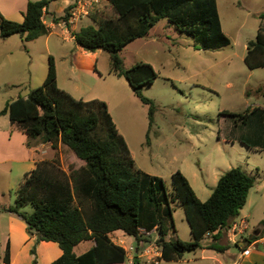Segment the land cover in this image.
I'll return each mask as SVG.
<instances>
[{
  "label": "trees",
  "instance_id": "16d2710c",
  "mask_svg": "<svg viewBox=\"0 0 264 264\" xmlns=\"http://www.w3.org/2000/svg\"><path fill=\"white\" fill-rule=\"evenodd\" d=\"M105 1L115 15L113 18L91 14L93 25L70 33L83 51L109 54V74L124 78L133 95L148 106L149 125L154 105L141 91L154 83L157 74L151 65L143 62L125 69L119 53L126 46L147 37L162 19L190 36L199 50L216 51L230 45L222 30L216 0ZM49 3L50 0L28 1L22 22L0 15V38L19 35L25 42H31L47 35L49 29L42 18ZM68 9L54 21H67ZM243 62L249 70L264 68V28H259L255 40L246 44ZM257 93L264 99V90L258 89ZM0 115L7 116L11 126L26 136V146L35 139L50 144L53 149L62 145L83 162L68 174L59 168L56 160L38 163L23 176L15 205L0 207V212L20 216L30 235L41 234L38 241L58 245L62 255L51 264H125L124 250L111 243L109 235L121 231L137 242L139 228L146 231L156 228L158 244L162 247L161 260L166 262L180 261L187 253L201 249L217 253L228 250L229 246L221 243L222 231L238 217L255 182V177L241 168L224 172L204 202L197 198L180 171L171 175L167 186L162 178L137 170L106 103L98 99H76L61 90L51 56L43 84L6 103ZM219 115L247 127L238 139L240 144L264 150V103L242 114L223 111ZM26 206L32 207L30 215L20 211ZM175 207L184 213L190 242L168 239L171 230L176 232ZM255 233L245 239V249L264 237V220ZM205 240L209 241L204 243ZM86 241L95 244L76 256L73 248ZM9 255L7 245L5 263ZM133 264L142 263L136 257Z\"/></svg>",
  "mask_w": 264,
  "mask_h": 264
},
{
  "label": "rangeland",
  "instance_id": "374dc122",
  "mask_svg": "<svg viewBox=\"0 0 264 264\" xmlns=\"http://www.w3.org/2000/svg\"><path fill=\"white\" fill-rule=\"evenodd\" d=\"M14 1L23 2L2 0L0 14ZM216 3L222 30L230 40L229 46L216 51L199 50L190 36L180 33L162 19L147 37L130 43L119 53L125 69L143 62L151 65L157 74L154 83L141 91L154 105L148 133H144L141 140L133 134L132 138L128 136V141L137 170L148 175L153 173L151 176L162 178L167 186L171 175L180 171L201 202L211 195L220 170L239 167L248 171L255 177V182L236 222L239 225L244 219L246 234L250 235L264 220V150H253L240 144L238 139L247 127L219 114L223 111L242 114L248 108L264 103L257 93L258 89L264 90V68L249 70L243 62L246 44L255 40L259 28H264V0H216ZM64 8V0L50 1L49 10L56 16H62ZM92 14L107 18L115 16L104 0L94 4ZM87 19L81 23L83 26L91 23V17ZM45 37L31 42H25L19 35L0 38V112L7 102L43 84L51 56L43 43ZM53 38L56 47L52 46V55H56L59 66L61 46L68 42L56 36ZM72 53L78 67V78L75 77L74 82L83 91L82 96L75 94L74 98L104 101L114 113L120 129H129L132 122H138V110L148 113V106L133 95L127 81L109 74L108 53L98 51L96 57L93 53ZM8 85L18 87L8 89ZM9 127L8 117L0 115V132ZM64 150L65 165L70 164V157L78 161L70 151ZM34 156L38 158L37 154ZM58 166H61L59 162ZM78 167V164L70 165L69 172ZM7 171L8 167H5L0 172V189L5 193L10 189ZM1 199L8 203V194ZM22 209L28 215L32 213L31 206ZM173 220L176 232L171 230L168 238L190 242L189 228L181 208L175 207ZM226 235L230 237L231 233ZM80 251L76 249L75 253ZM207 254H215L222 261L225 259L223 253L208 250ZM201 257V250L185 255V259Z\"/></svg>",
  "mask_w": 264,
  "mask_h": 264
},
{
  "label": "crops",
  "instance_id": "0c3cea01",
  "mask_svg": "<svg viewBox=\"0 0 264 264\" xmlns=\"http://www.w3.org/2000/svg\"><path fill=\"white\" fill-rule=\"evenodd\" d=\"M1 1L2 0H0V3ZM28 1L30 0H23V2L20 4L14 1L12 5L4 7L2 9V15L1 14L0 15L14 22H22L23 13L26 10V5ZM73 2L74 0H64V6H65L64 12ZM104 2L107 3L105 0ZM62 16H56L54 13L50 12L49 6L47 10L44 11L43 23L49 29V33L45 35L46 37L44 38L43 43L44 46L46 47L48 54H51V56L53 57L54 65L56 69L58 87L61 90L69 93L72 97H75L76 96L75 94H79V96H82L83 94L82 89L77 87V85L74 82L75 79L78 78V74H77L78 67L76 65L72 52H75L76 54L79 52L81 55L88 52L83 51L75 44L74 39L70 32H78L83 27L93 25V22L90 19V22L92 24L89 23L83 26L81 23L84 20H89V19H82L81 21L67 28L62 25L61 21H59L58 23L54 21V18H60ZM53 36L60 38L62 41L68 42L67 45L61 46L62 53H60L58 57L59 60H61L59 66L56 63L57 60L56 55H52L53 53L51 48L52 46L56 47L55 42H53L54 41ZM21 39L23 40V38ZM71 43L73 44V46L71 45ZM24 50L27 52L26 47ZM97 52L98 51L94 52L93 56L96 57ZM6 87L10 89L18 86L8 85ZM79 99H82L84 101L87 100L84 97H80ZM92 99L94 98L88 100H92ZM108 111L114 121V124L116 125L118 133L125 139L131 157L133 158L134 164L136 166L135 155L130 148L128 136L129 138L130 137L132 138L133 134H135L138 135V139L141 140L143 134L148 133V130L150 128L148 113L141 109L138 110V114H139L138 122L137 123L132 122V126L129 129L126 128L120 129L119 124L115 119L114 113L109 109V107H108ZM26 143H27L26 136L23 135L22 133L17 132L14 129V127L11 126V124L6 131L0 132V172L2 171V169H5V167H8L7 178L9 181V188H10L8 193L7 192L5 193L3 190L0 189V207L9 208L14 206L11 204L13 201L15 202L16 195L14 194L16 193L19 187L18 183L16 182H19L20 184L21 183L20 181L22 180L23 176L26 173H29L32 170H34L38 163L44 161L52 162L54 160H57L61 165L60 166L61 170H63L65 173H69L70 165L78 164L79 167L83 165L82 164L83 162L78 160L74 155L73 156L78 161L73 160L70 157L68 162L70 164L65 165L63 162L62 154L63 151H65L64 148L66 147L62 145H59L57 149H53L50 144L42 143L41 140L39 139L31 140L29 142V146H26ZM34 154H37L38 158L37 157L35 158ZM220 171L221 172L216 175L217 181L219 177L224 172H226L223 170ZM244 171L249 174L248 171L246 170ZM150 174L153 175V173ZM15 183L17 184L16 186L14 185ZM6 194H8L9 197L8 203H3V201H1L2 200L1 198L2 197L4 198ZM20 211L26 213L25 209L24 210L21 209ZM232 224L233 225L236 224L238 227H242L243 232L240 234L239 233L233 234ZM232 224L230 227L222 231L221 243L224 246H229L228 250H226L225 253H223V256H225L224 261L220 260L215 254H207L208 251L207 249H201L202 257L200 259H185L184 256L183 259L180 261H170V262L161 261L159 264H264V245L257 244L256 241L246 249L244 248L245 239L248 238L251 234L257 235V233H255L254 231L250 235L246 234L247 222H245L244 219L240 220L239 225L236 222V219L233 221ZM228 232L231 233L230 237H227L226 235V233ZM113 233L119 237L124 234L121 231H116ZM39 239L40 238H37L36 235H30L28 233L27 225L20 216L8 212H0V254H1L0 264H32L34 260H36V264H51L61 257L62 251L60 250V248L56 243L38 241ZM208 241L209 240H206L204 241V243ZM131 242L132 240L129 239L126 240V243L128 245L131 244ZM94 244L95 243L93 241L82 242L73 248V253L76 256H80L83 253L90 250L94 246ZM7 245L9 246L10 255H9L8 263H5L3 261V255ZM259 247H261L263 250H260ZM76 249H80L81 251L79 253H75ZM232 249H234L233 252ZM243 249L245 251H243ZM32 251L35 252L34 257L32 255ZM209 252L214 253L215 251L209 250ZM125 264L128 263L126 262Z\"/></svg>",
  "mask_w": 264,
  "mask_h": 264
},
{
  "label": "built area",
  "instance_id": "2783aa9c",
  "mask_svg": "<svg viewBox=\"0 0 264 264\" xmlns=\"http://www.w3.org/2000/svg\"><path fill=\"white\" fill-rule=\"evenodd\" d=\"M98 0H74L70 5L67 12V21H61L62 25L69 27L82 19H87L93 12L94 4ZM43 20V18H42ZM233 234L242 233V227H238L236 224L232 226ZM139 241L133 237L123 234L122 236H116L114 233L109 235L111 243L122 248L125 252L126 262L133 264L134 258H138L142 264H159L162 255V247L158 244V235L156 228L151 231H146L142 228L138 229ZM210 234H206V238H209ZM132 240L131 244H127L126 240ZM257 244L264 245V237L257 241Z\"/></svg>",
  "mask_w": 264,
  "mask_h": 264
},
{
  "label": "water",
  "instance_id": "95a60500",
  "mask_svg": "<svg viewBox=\"0 0 264 264\" xmlns=\"http://www.w3.org/2000/svg\"><path fill=\"white\" fill-rule=\"evenodd\" d=\"M36 237H37V238H41L42 235H41V234H37Z\"/></svg>",
  "mask_w": 264,
  "mask_h": 264
}]
</instances>
